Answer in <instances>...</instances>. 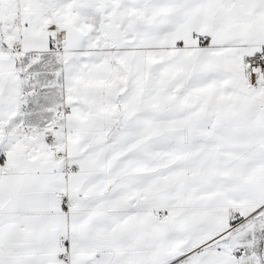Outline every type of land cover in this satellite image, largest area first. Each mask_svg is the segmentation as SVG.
Segmentation results:
<instances>
[{
  "label": "snow or ice",
  "instance_id": "obj_1",
  "mask_svg": "<svg viewBox=\"0 0 264 264\" xmlns=\"http://www.w3.org/2000/svg\"><path fill=\"white\" fill-rule=\"evenodd\" d=\"M0 264H264V0H0Z\"/></svg>",
  "mask_w": 264,
  "mask_h": 264
}]
</instances>
